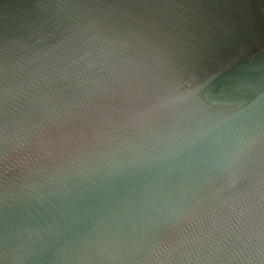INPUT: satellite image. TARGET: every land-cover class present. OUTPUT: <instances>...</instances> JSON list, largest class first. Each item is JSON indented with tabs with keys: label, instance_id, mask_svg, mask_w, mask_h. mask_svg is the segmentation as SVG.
Wrapping results in <instances>:
<instances>
[{
	"label": "water",
	"instance_id": "95a60500",
	"mask_svg": "<svg viewBox=\"0 0 264 264\" xmlns=\"http://www.w3.org/2000/svg\"><path fill=\"white\" fill-rule=\"evenodd\" d=\"M0 264H264V0H0Z\"/></svg>",
	"mask_w": 264,
	"mask_h": 264
}]
</instances>
